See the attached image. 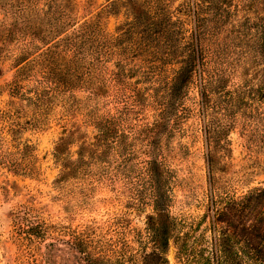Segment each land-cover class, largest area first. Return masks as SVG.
I'll return each mask as SVG.
<instances>
[{
	"label": "trees",
	"instance_id": "trees-1",
	"mask_svg": "<svg viewBox=\"0 0 264 264\" xmlns=\"http://www.w3.org/2000/svg\"><path fill=\"white\" fill-rule=\"evenodd\" d=\"M130 1L136 15L117 28L118 35L111 42L114 45L107 50V37L100 36L95 20L80 24L73 19V0L4 3L0 67L12 59L15 74L7 86L8 101L0 108V147H9L5 155L0 148V162L5 156L10 161L15 158L14 162L4 160L18 168L33 157L35 147L24 140L25 133L41 130L59 97L76 91L74 82L84 81L88 68L99 64L102 54L108 51L109 58L118 50L127 55L116 65L117 76L137 73V67L128 71L126 63L144 56L148 59L142 60L148 61L153 55L163 65L175 66L176 71L167 90L155 92L157 115L153 122L140 128L147 149V188L153 207V214L146 216L145 239L135 251L126 242L125 232H115V237L108 240L103 227L89 226L66 244L72 264H171L172 244L179 264H264V187L237 197L224 189L218 178V173L224 172L223 163L233 155L231 134L239 124L253 118L257 103L264 102V0H189L191 9L186 12L194 18L195 33L188 39L184 38L183 24L172 21L171 15L162 12L155 17L149 0L146 9L140 6L144 0ZM41 2L43 5H39ZM159 38L163 39L159 44L168 51L162 56L153 52ZM218 40L222 43L213 51ZM241 60L251 64L255 79L231 87L237 73L235 62ZM220 61L226 64L225 71ZM151 67L157 68L154 61ZM250 71L246 76H251ZM258 79L260 85H251ZM196 82L210 188L206 215L210 223L207 232L199 234L194 224L184 231V225L170 213L168 177L159 150L164 135H173L174 127L181 125L184 101ZM26 83L32 86L26 89ZM106 91L105 83L87 89L90 98L97 101L106 97ZM241 112H245V118L240 120ZM117 121L108 115L92 117L95 135L91 140L79 128L65 133L53 154L60 168L56 184L75 178L80 165L87 164L85 160L107 165L114 141L121 146L125 137L120 135ZM244 126L254 128L253 124ZM75 144L78 151L73 160L70 149ZM125 223L117 219L110 227H124ZM142 237L140 233L138 239ZM47 248L50 264L61 246L50 244Z\"/></svg>",
	"mask_w": 264,
	"mask_h": 264
},
{
	"label": "rangeland",
	"instance_id": "rangeland-1",
	"mask_svg": "<svg viewBox=\"0 0 264 264\" xmlns=\"http://www.w3.org/2000/svg\"><path fill=\"white\" fill-rule=\"evenodd\" d=\"M9 1L0 0V23L5 22L3 5ZM148 3L155 17L165 12L172 21L183 24L185 39L194 35V18L186 12L191 9L189 0H149ZM131 4L130 0H73V19L80 24L95 20L100 36L107 37V50L114 45L111 42L118 35L117 28L131 22L136 15ZM140 6L148 8L146 0ZM162 40L159 38L155 43L156 55L168 52L159 44ZM220 43L218 40L212 50L218 49ZM107 53L102 54L104 58L99 64L95 62L93 69L88 68L84 81L74 82L76 91L59 97L41 130L25 133L24 140L35 147L33 157L22 161L18 168L6 162H14L15 158L10 161L5 156L6 161L0 162V264H49L50 244L61 246V252L53 253L50 264H72L66 244L89 226L103 227L108 240L115 237V232H125L126 242L135 251L140 249V242L145 239L146 216L153 214L147 188V149L140 128L153 122L157 115L155 92L167 90L176 67L163 65L153 55L143 61L148 59L144 56L126 63L128 71L137 67V73L117 76L116 65L124 62L127 55L115 50L107 58ZM152 61L157 67L153 70ZM223 63L219 64L225 71ZM235 65L237 73L231 87L244 86L246 80L255 79L251 64L241 60ZM247 70H251L250 77L246 76ZM14 74L12 59L5 60L0 67V108L8 101L7 86ZM104 83L106 97L92 100L87 89ZM251 85H260L259 79ZM25 86L27 89L32 84ZM198 87L196 82L190 88L181 125L174 127L173 135H164L159 148L168 177L170 213L184 225V231L194 224L197 234L206 233L210 223L206 217L210 198L207 149ZM244 113L238 119L245 118ZM105 115L118 120L122 128L120 135L125 136L122 145L116 146L114 141L107 165L85 160L87 164L80 165L75 178L56 184L60 175L53 156L57 143L66 132L76 128L91 140L95 135L92 117ZM251 115L253 118L244 123L253 124L254 128H244V123L236 127L230 136L232 158L223 163L224 172L218 173L220 184L237 197L264 187V102L257 103ZM0 148L5 155L9 147ZM77 151L75 144L70 149L71 159H77ZM117 219L127 223L120 228L110 227ZM39 232L41 236H37ZM140 233L143 237L138 239ZM169 260L171 264H179L173 244Z\"/></svg>",
	"mask_w": 264,
	"mask_h": 264
}]
</instances>
